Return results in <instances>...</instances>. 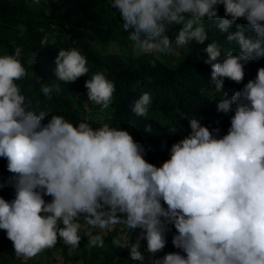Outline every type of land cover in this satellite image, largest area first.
<instances>
[{
	"label": "clouds",
	"instance_id": "9594fccd",
	"mask_svg": "<svg viewBox=\"0 0 264 264\" xmlns=\"http://www.w3.org/2000/svg\"><path fill=\"white\" fill-rule=\"evenodd\" d=\"M109 4L138 54L160 58L209 41L203 52L211 68L210 88L218 93L217 111L231 114L230 125L221 134L219 127L182 113L190 130L167 148L168 159L157 166L145 159V146L128 128L73 122L33 108L18 83L28 74L23 48L0 52V157L11 173L5 183L14 190L10 200L0 196V229L13 242L16 257H34L55 246L58 237L73 249L85 235L89 247H103V235L119 226L113 244L128 248L130 259L140 264H146L145 252L150 264H264V66L231 96L222 91L225 78L242 82L245 66L264 56V0ZM241 18L246 23L230 31ZM175 25L180 27L172 38L168 33ZM19 28L23 34L24 25ZM209 29L228 33L229 47L209 40ZM36 55L31 50L27 63L32 65ZM87 63L79 48H60L54 72L62 82H74L89 73ZM84 87L87 101L102 109L112 103L116 86L104 71L93 73ZM53 90H59L55 84H40L49 99ZM151 99L142 92L132 112L146 117ZM170 225L179 251L157 257ZM140 240L146 241L144 251Z\"/></svg>",
	"mask_w": 264,
	"mask_h": 264
},
{
	"label": "trees",
	"instance_id": "16d2710c",
	"mask_svg": "<svg viewBox=\"0 0 264 264\" xmlns=\"http://www.w3.org/2000/svg\"><path fill=\"white\" fill-rule=\"evenodd\" d=\"M82 11L83 17L78 19L68 11L50 7L44 0H37V3L35 0H0V52H11L14 46L23 48L22 62L28 74L18 83H22L33 108L45 111L48 116L63 115L73 122L87 119L97 125L108 122L115 127L128 128L134 140L145 146V159L157 166L168 159L167 148L190 130L189 121L181 116L182 113L189 118H202V122L210 128L219 127L221 134L227 132L231 114L217 111L218 93L210 88L211 68L204 63L207 54L203 48L209 41L203 45L181 48L180 51L186 57L176 66H171L156 60L154 55H134L129 52L132 42L127 39L128 34L121 26L118 13L111 7L85 4ZM218 11L223 14L222 5L218 6ZM245 23L243 18L238 19L230 26V31L237 30L236 24ZM20 25L25 27L23 34ZM177 28L179 26L175 25L169 30L170 37L174 38L173 33ZM227 34L221 33L219 29H209V40L220 39L227 49ZM112 44L123 47V53L112 52ZM71 47H77L86 54L89 73L66 83L55 75V57L58 49ZM232 47L239 49L235 42ZM31 50L37 54L32 65L27 63ZM218 59L222 60L223 54ZM261 66H264V56L256 57L245 66L242 82L225 78L222 91L231 96L249 79L255 78ZM97 71H104L116 86L112 103L105 109L87 101L84 87L85 80ZM41 83L55 84L59 90H53L49 99L40 92ZM145 91L151 95V104L146 117L137 116L132 112V104ZM79 97H85V100ZM146 124L151 126L150 132L145 131ZM6 164V159L0 157V196L10 200L14 194L5 183L9 176ZM169 227L171 230L174 228L171 225ZM139 231L135 230L137 236ZM116 237V232H109L103 235V247H89L85 235L75 253L71 254L70 248L65 247L63 257L84 264H140L130 259L128 248L113 244ZM141 241L140 249L144 251L146 241ZM167 252L171 250L165 247L156 256ZM144 255L146 264H150L148 253ZM0 264H20L14 253L13 242L3 229H0Z\"/></svg>",
	"mask_w": 264,
	"mask_h": 264
},
{
	"label": "rangeland",
	"instance_id": "374dc122",
	"mask_svg": "<svg viewBox=\"0 0 264 264\" xmlns=\"http://www.w3.org/2000/svg\"><path fill=\"white\" fill-rule=\"evenodd\" d=\"M37 3V0H35ZM45 4L49 5L50 7L57 8L61 11H68L74 18L81 19L83 17V11L82 8L85 4H102L108 7H111L110 0H44ZM179 26V25H178ZM180 27V26H179ZM110 50L112 52L116 53H123V47L118 46L117 44H112L110 46ZM129 52H131L134 55H138L133 48L132 45L129 46ZM186 57V54L179 50L178 54L175 55H167L162 56L160 58H157L156 55H154V58L156 60H159L163 63L169 64L171 66H176L180 61H182ZM78 97V96H77ZM80 100H85V97H79ZM88 107V104L86 105ZM11 175V173H9ZM12 189V188H11ZM12 192L14 194V190L12 189ZM46 200H50V196L45 197ZM83 224V221H81ZM89 226L85 225L82 231H87ZM120 227L118 226L117 229L113 230L116 232L117 237L119 238L120 234ZM99 231V229H92V233ZM112 232V231H109ZM109 232H106L105 234H108ZM176 232V229L173 228L167 235V244L165 247H168L171 252L172 251H179L174 247L172 244V235ZM137 235L135 234V231H133L131 235V241L136 242ZM140 244H142V241L140 240ZM65 247L70 248L71 254L75 253V249H73L70 245L64 243L61 238L58 237L57 244L53 246L52 248H45L40 253H38L36 256L31 258H19L20 264H84L83 262H73L65 260L63 257V250ZM165 249V248H164Z\"/></svg>",
	"mask_w": 264,
	"mask_h": 264
}]
</instances>
